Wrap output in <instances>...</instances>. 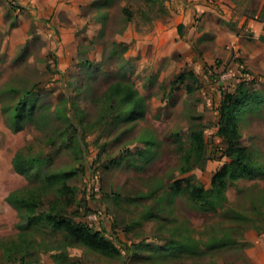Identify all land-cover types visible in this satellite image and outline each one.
<instances>
[{
  "label": "rangeland",
  "instance_id": "rangeland-1",
  "mask_svg": "<svg viewBox=\"0 0 264 264\" xmlns=\"http://www.w3.org/2000/svg\"><path fill=\"white\" fill-rule=\"evenodd\" d=\"M263 26L264 0H0V255L13 246L19 253L9 264L27 249L24 264H261L264 174L227 180L223 197L213 178L229 160L219 102L238 87L261 96L239 127L264 166ZM190 71L202 82L195 109L206 144L197 164L186 159L182 134L192 78L174 83ZM117 83L141 99L138 116L133 100L110 94ZM26 97L36 109L16 129L4 109ZM20 148L38 161L27 174L13 167ZM57 172L74 189L59 199L61 183L45 179ZM191 174L213 207L199 206L187 188L174 193L175 181ZM29 189L130 251L112 258L66 246L63 231L28 223L27 207L7 196ZM241 226L249 228L237 235Z\"/></svg>",
  "mask_w": 264,
  "mask_h": 264
},
{
  "label": "trees",
  "instance_id": "trees-1",
  "mask_svg": "<svg viewBox=\"0 0 264 264\" xmlns=\"http://www.w3.org/2000/svg\"><path fill=\"white\" fill-rule=\"evenodd\" d=\"M155 3L156 0H153ZM264 30V26H263ZM187 78H192L191 83H187L185 87L184 99V113L183 117L187 124L182 130V134L186 137L188 148L185 150L186 159L194 158L195 164L200 163L204 158L205 151V126L202 123L201 115L196 112L195 99L196 91L202 87L201 79L190 71L182 73L175 80L176 82H184ZM123 93L126 101L132 102L133 109L130 111L139 115L144 111L141 99L133 96L134 92L129 85H122L120 83L114 84L110 89V94ZM133 97V98H132ZM35 100L28 97L17 102L13 107H6L4 110L10 115V123L14 128L22 127L27 121L32 119L36 105ZM261 102V96L258 93L251 92L247 89L238 87L234 92H225L221 97L218 106L219 112V132L227 142L226 157L229 159L220 170H218L213 178V186L217 195L223 197L226 189V181H236L241 178L254 177L257 174H264V166L259 164L255 158L254 153L246 140L243 133L240 131L239 121L246 114L249 108L257 106ZM133 116V117H135ZM152 147L149 146L140 154L145 156L151 154ZM14 170L20 174H27L33 165H38L35 157L27 156L23 149H18L12 159ZM67 174L53 173L46 177V181L51 184L61 183L54 191L57 199L67 191H74L64 183L67 179ZM196 175L191 174L184 179H179L174 183V193H179L187 188L192 200L202 208L213 207L214 202L210 199V192L204 188L201 181L195 180ZM29 195L24 194L23 191L17 190L11 192L7 196V200L21 210L22 205L27 207L28 214L25 215L28 223L42 220L51 229L63 231L64 244L66 246L82 244L89 249L103 254L107 257L117 258L121 256L122 249L129 252L127 245L120 243L112 237L106 236L98 230H93L85 221H77L73 218H67L62 210H58L57 200L49 198L47 203L43 204L42 198H38L29 189ZM72 199L68 201V205L72 203ZM47 206L40 213L37 209L41 206ZM248 226H241L236 231L237 235L248 229ZM24 232V231H21ZM175 248L185 246L183 242H176ZM173 246V247H174ZM17 248V247H16ZM13 246H3L0 255V264H9L8 260L15 259L18 256V248ZM165 248V247H163ZM162 248V249H163ZM134 259H140L144 252L140 249L134 251ZM29 249L25 250L23 255L19 257L21 263L24 264V259L29 255Z\"/></svg>",
  "mask_w": 264,
  "mask_h": 264
},
{
  "label": "crops",
  "instance_id": "crops-1",
  "mask_svg": "<svg viewBox=\"0 0 264 264\" xmlns=\"http://www.w3.org/2000/svg\"><path fill=\"white\" fill-rule=\"evenodd\" d=\"M257 244L259 246V249L261 250V255L263 257V261H262L261 264H264V234H261V235L258 236V238H257ZM48 254L50 256V259L52 260V258H53L52 253H48ZM36 260L37 259H35V263H36ZM38 260L40 261L39 264H43V262H44L43 257L39 258Z\"/></svg>",
  "mask_w": 264,
  "mask_h": 264
}]
</instances>
